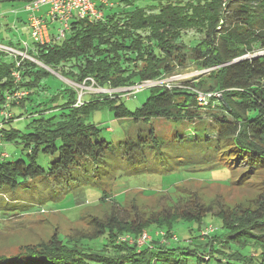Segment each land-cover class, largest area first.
I'll list each match as a JSON object with an SVG mask.
<instances>
[{"label": "trees", "instance_id": "obj_1", "mask_svg": "<svg viewBox=\"0 0 264 264\" xmlns=\"http://www.w3.org/2000/svg\"><path fill=\"white\" fill-rule=\"evenodd\" d=\"M31 1L34 0L20 2L25 6ZM110 3L109 7L98 5L103 12L100 20L75 18L63 40L56 39V28L51 25L50 43L39 44L31 37L26 40L28 48L24 42L9 43L7 47L26 52L37 62L0 51V93L21 89L31 95L50 74L45 67L79 85L93 83L102 89L119 90L146 82L159 83L190 64L207 72L191 81L182 77L167 85L149 87L146 103L136 112L126 109L121 101L123 93H94L89 101L76 107L77 95L73 92L63 106L52 109L50 118L34 119L29 124L31 131L25 133L7 124L22 118L12 110L16 105L25 107L31 97L27 95L11 106L13 117L5 123L3 131L5 145L22 140L27 159H0V194L23 191L26 184L41 178L64 187L96 181L89 180V173L99 168L111 148L102 138L101 129L87 123V119L105 107L114 111L117 118L145 122L163 119L176 125L195 123L208 112L214 126L211 124L203 135L196 131L190 139L176 131L173 142L213 141L210 148L217 159L202 163L214 164L217 169H241V178L234 183L237 185L262 171L264 0ZM190 33L193 38L186 40ZM259 52L263 54L255 56ZM15 72L21 76L18 83L13 77ZM194 90L221 93V97L212 98L203 107ZM44 112L47 111L39 115ZM165 142L154 128L138 141H123L120 145L127 151L123 162L135 158L138 164L150 163L149 154L158 160ZM41 154L56 158L49 171L38 163ZM158 170L155 174L160 175L164 168ZM166 175L173 173L167 171ZM68 191H72L70 187ZM193 195L182 205L162 209L147 220H137V216L131 219L120 213L124 201L103 191L98 202L104 207L113 205L112 212L105 219L95 216L89 234L67 237L56 233L48 241L22 247L24 252L16 256L0 255V264H264V192L252 202V208L235 209L224 203L207 205L197 193ZM209 215L219 222L217 228L208 229L205 219ZM180 223L196 229L189 228L187 235H180L186 238L180 239L176 231ZM145 228L151 234L157 233V237L138 250L136 242ZM159 230L165 231L169 245L162 243L159 235L163 234H158ZM126 235L136 242L117 241ZM185 239L189 243L184 244Z\"/></svg>", "mask_w": 264, "mask_h": 264}, {"label": "rangeland", "instance_id": "obj_2", "mask_svg": "<svg viewBox=\"0 0 264 264\" xmlns=\"http://www.w3.org/2000/svg\"><path fill=\"white\" fill-rule=\"evenodd\" d=\"M20 1L0 0V45L16 44L20 37H24L23 40H30L29 26L23 24L28 15L25 14L23 3ZM110 1L118 3L119 0ZM190 38H193L192 33L185 39ZM260 54L263 52L255 56ZM49 72L50 74L42 80L35 92L28 94L27 97H31L27 100L25 107L16 105L17 107L12 110L15 115H22V118L14 120L10 125L7 124V127L28 133L31 131L29 124L34 119L50 118L54 112L52 109L56 106H63L73 92L77 95L76 103L79 102L81 95L82 104L89 101L94 93L109 95L123 93L124 98L121 101L126 109L136 112L146 103L150 95L149 87L167 85V82L179 80L182 77L184 80L191 81L207 71H198L195 65L190 64L187 69L176 72L174 76L159 81L158 84L147 82L145 84L152 85H147L146 88L137 91V86H134L126 90L127 92L119 89H102L94 86L93 83L90 86H81L64 78L60 73ZM172 85L170 84V87ZM87 92L91 94L88 95ZM80 106L82 105L79 104L76 107ZM43 110L47 112L39 115ZM213 121L214 119L208 112L203 113L202 119H197L195 123H184V125H176L163 119L145 122L117 118L114 111L107 107L93 112L87 119V123L95 124L101 129L102 138L109 143L111 148L99 168L95 167L96 170L89 173V180L96 181L83 184L72 183L64 187L53 185L51 181L41 178L26 184L23 191L15 194H0V255L16 256L23 251L22 247L48 241L56 233L67 237L87 234L92 230L90 222L95 216L105 219L112 212L113 205L104 207L98 202L103 191L120 202L124 201V209L120 213L127 214L131 219L137 216V220H147L159 214L162 209L182 205L191 196L194 198L193 194L196 193L207 205L224 203L230 205L232 209L238 206L252 208V202L264 192V169L250 176L241 185H237L234 183L241 178V169L236 171L226 168L217 169L214 164L204 165L202 163L206 160L217 159L210 148L214 145L213 141L211 143L190 141L183 144L173 142L176 131L182 136L186 135L187 138L195 135L196 131L203 135L207 128H211V124L215 125ZM152 128L166 140L165 148L160 150L162 157L157 160L155 155L149 154L150 163L138 164L135 158L123 162L127 151L120 143L138 141L141 136L149 134ZM211 134L215 135V132ZM2 150L9 154L11 161L27 159V151L20 139L6 144ZM55 160L56 158L51 155L41 154L38 163L44 170L49 171L51 163ZM148 165L151 166V170ZM161 166L164 170L160 171V175L155 174L156 169L158 170ZM167 171H172L173 176L166 175ZM68 187L72 191H68ZM56 194L63 196L59 197ZM215 210L216 214L220 212L218 208ZM205 222L210 230L219 226L218 221H213L212 215L207 216ZM193 227L196 229V226L180 223L176 229L179 238H186H181L180 235L183 236L186 230ZM151 233L146 228L142 230V235L147 234L149 237L147 243L157 237V233L155 235ZM160 233L163 234L159 235L161 240H164L162 243L167 242L169 245L165 231L159 230L158 234ZM139 239L136 242L126 235L120 236L117 241L129 244L136 242L138 250H141L146 243H140ZM183 243L189 242L185 239ZM174 244L178 245L177 242ZM99 247L93 246L95 249Z\"/></svg>", "mask_w": 264, "mask_h": 264}, {"label": "built area", "instance_id": "obj_3", "mask_svg": "<svg viewBox=\"0 0 264 264\" xmlns=\"http://www.w3.org/2000/svg\"><path fill=\"white\" fill-rule=\"evenodd\" d=\"M98 5L105 7L111 6L109 0H34L24 6V11L28 14V20L30 25V34L34 42L39 44H47L52 41L51 25L56 28V39L63 40L67 32L70 29L71 22L77 19H88L90 21H97L103 18V12L98 8ZM47 8L45 15H39V13ZM55 24H59L56 26ZM24 46L28 48L27 42H24ZM0 51L8 52L11 55L21 56L25 59L35 61L32 57L28 56L26 52H21L16 49L0 45ZM37 62V61H35ZM15 83L21 80V76L18 72L13 73ZM174 81V80H173ZM147 83V82H146ZM168 83V82H167ZM153 84H158L153 82ZM147 85L142 84L136 87V91L142 88H146ZM85 86V84L81 85ZM126 91V90H123ZM196 93L197 101L200 106H208L212 98H220L221 93H208L200 90H194ZM29 94L25 90H17L15 92H5L3 95L0 93V159L7 160L10 158L9 154L2 150L5 147L4 137L2 131L5 127V123L12 119L13 113L10 108L13 104H18ZM79 102L76 106L82 104L81 95L79 96ZM148 235L143 234L141 236L140 243L147 244Z\"/></svg>", "mask_w": 264, "mask_h": 264}, {"label": "crops", "instance_id": "obj_4", "mask_svg": "<svg viewBox=\"0 0 264 264\" xmlns=\"http://www.w3.org/2000/svg\"><path fill=\"white\" fill-rule=\"evenodd\" d=\"M24 7V6H23ZM45 11H47V8H44V10H42L40 13H39V15H45ZM25 12V11H24ZM25 14L26 15H28L26 12H25ZM19 20H22V19H19ZM23 24H27L28 26H29V22H28V16H27V19L23 22ZM29 29V32H30V28H28ZM24 39V37H20V39H19V41H17V43H19V42H26V40H28V39H26V40H23ZM21 40H23V41H21Z\"/></svg>", "mask_w": 264, "mask_h": 264}, {"label": "water", "instance_id": "obj_5", "mask_svg": "<svg viewBox=\"0 0 264 264\" xmlns=\"http://www.w3.org/2000/svg\"><path fill=\"white\" fill-rule=\"evenodd\" d=\"M245 58H247V57H245ZM43 67H45V66H43ZM48 71H52L50 68H47V67H45Z\"/></svg>", "mask_w": 264, "mask_h": 264}]
</instances>
